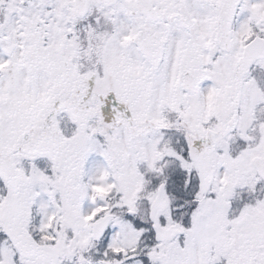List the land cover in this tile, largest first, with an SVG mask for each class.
<instances>
[{"label": "snow or ice", "instance_id": "1", "mask_svg": "<svg viewBox=\"0 0 264 264\" xmlns=\"http://www.w3.org/2000/svg\"><path fill=\"white\" fill-rule=\"evenodd\" d=\"M0 264H264V0H0Z\"/></svg>", "mask_w": 264, "mask_h": 264}]
</instances>
